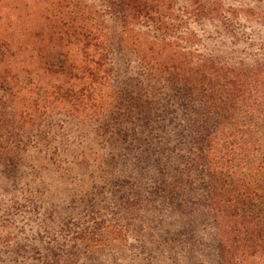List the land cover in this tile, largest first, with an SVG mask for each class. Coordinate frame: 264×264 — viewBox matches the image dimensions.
I'll return each mask as SVG.
<instances>
[{"label":"trees","instance_id":"16d2710c","mask_svg":"<svg viewBox=\"0 0 264 264\" xmlns=\"http://www.w3.org/2000/svg\"><path fill=\"white\" fill-rule=\"evenodd\" d=\"M101 1L117 17L118 44L97 21L106 10L90 6L69 33L75 41L37 47L34 68L6 59L9 45L0 40V190L20 177L25 152L35 151L38 161L43 149L61 146L62 154L49 156L56 166L95 162L129 172L110 175L109 186L131 179L145 190L148 179L152 194L192 193L213 219L175 233L210 248L189 254L173 244L163 252L170 241L153 240L145 224L136 232L124 217L131 211L126 195L121 209L50 221L30 236L6 232L13 224L0 221V264H264V57L235 63L189 43L177 48L161 37L176 27L174 0ZM189 2L195 17L218 15V8ZM133 23L151 24L160 37L135 34L126 44ZM118 45L131 48L133 65L117 58ZM74 128L86 139L78 153L65 139ZM133 193L135 206L144 196Z\"/></svg>","mask_w":264,"mask_h":264},{"label":"rangeland","instance_id":"374dc122","mask_svg":"<svg viewBox=\"0 0 264 264\" xmlns=\"http://www.w3.org/2000/svg\"><path fill=\"white\" fill-rule=\"evenodd\" d=\"M199 1L202 2L201 5L218 8V15L195 17L190 14L193 6L189 0H174L173 15L177 20L169 22L176 27L170 36L161 37L172 42L177 48H181V45L187 46L189 43L190 48L197 52L221 61L251 62L255 58L264 57V0ZM86 6L106 10L101 14H95L97 21L105 23L109 37L118 44L119 37H113L117 35L119 29L117 17L108 12L101 0H0V40L9 45L5 58L19 66H25L24 68H34L39 62L37 47H49L54 43L70 45V42L75 40L69 33L73 27L79 26L80 17ZM129 27L132 32L124 40L126 44H130L128 42L135 34L144 40L160 37V33L154 30L151 24L133 23ZM48 33L51 34L50 37L47 36ZM186 35L189 36V41L182 39ZM130 49L118 45L114 52L117 58L133 65L132 61L136 58ZM65 139L75 141L71 147H67L70 152L78 153L85 150L86 139L75 128ZM53 146L43 149L42 157L38 161L32 158L35 151L30 149L25 152L22 157L26 158V165L22 168L20 177L15 182L9 180L7 188L0 190V221L6 220L13 224L6 232L30 236L37 230L36 226L46 223L52 225L50 221L57 223L60 219H79L85 213L99 211L101 214L104 210L107 212L121 209L119 205L123 200L120 199L127 195L131 200L129 208L132 213L130 211L128 215L124 212V217H130L135 224L136 232L141 229L140 224L141 226L145 224L146 229L151 231L153 240L164 238L170 241L163 252L168 253L169 249H176L177 244L179 247L189 248L190 250H185L189 254L198 247L199 251L210 248L205 243L203 246L189 245L188 235L186 237L181 235V239H178L175 233L176 228H187L188 225L196 227L198 224L196 222L201 218L204 226L209 225L213 219L211 212L208 213L202 207L201 201L192 193L183 192L173 197L152 194L153 186L149 184L148 179L143 180L146 181L145 190L140 189V183L128 178L125 179L129 181L123 185L109 186L106 181L110 175H114L113 178H122L123 174L129 175V172H121L118 168L101 169L96 167L95 162H89L88 166L84 167L56 166L50 161L49 156L54 151L62 154L63 147L58 146V149H54ZM99 150L98 146L93 145V152L98 153ZM136 174L140 178L138 173ZM146 177L149 176L143 178ZM136 190L144 198L139 196L138 198L142 200H138L134 206L131 202L137 199L133 193ZM22 227L25 230L20 232L19 229ZM215 232L214 225L207 227V233L212 237L211 243L215 238ZM161 261L165 262L163 264L170 262H166V258L156 262L162 264ZM182 262L189 261L184 258Z\"/></svg>","mask_w":264,"mask_h":264}]
</instances>
